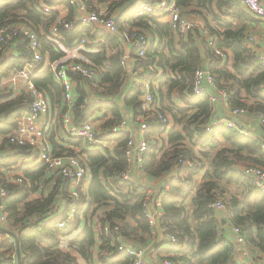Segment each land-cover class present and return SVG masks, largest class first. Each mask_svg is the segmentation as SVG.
Wrapping results in <instances>:
<instances>
[{
    "label": "trees",
    "instance_id": "trees-1",
    "mask_svg": "<svg viewBox=\"0 0 264 264\" xmlns=\"http://www.w3.org/2000/svg\"><path fill=\"white\" fill-rule=\"evenodd\" d=\"M44 1L50 6L59 3L68 6L69 0ZM146 1L86 0L90 12L105 7L109 16L116 15L121 32L141 30L153 37L146 57L137 59L132 69L137 75L143 70L138 78L153 84L155 105L173 119L164 147H150L143 167L144 173L154 179L174 172L180 175L172 180L169 189L163 187L160 192L163 215L159 223L165 234L177 238L176 243L169 245L167 255L175 264H237L235 244L226 234L227 221L231 227L241 230L246 245L253 252L262 255L264 196L235 168L240 164L264 168L262 138L244 137L225 125L208 131L215 106L209 95L192 94L195 75L206 66L214 76L216 88L227 93L231 108L247 109L264 117V67L245 43L250 33L248 24L257 21L241 7L232 5L231 0H170L185 15L201 16L206 31L209 29V36L216 40L213 48L199 29L183 35L173 30L171 24L160 22L151 15L139 16L138 10ZM39 3L40 0H0V31L11 27L32 29L39 36L44 60L51 62L62 57L48 39L50 28L56 22H61L60 33L69 47H74L84 34L90 37L88 49L94 52L85 55L98 68L101 77L98 94L106 101L91 110L82 109L86 95L83 78L72 73L79 91L77 121L91 118L98 109L109 111L110 116L97 119L100 122L98 129L104 136L123 120L122 108L132 109L136 117L143 114V92L139 84L132 86L122 104L109 102L121 96L127 80V69L119 60V39L106 32L93 36L92 30L81 27L67 31L64 23L73 21L76 10L69 6L71 15L64 19L59 18L57 11L45 16L39 10ZM97 39L103 41L99 43ZM15 42L19 45L10 55L0 52V189L10 191V195L3 199V213L6 215L3 228L16 234L17 238L0 231V264H19L18 248L22 264H77V254L87 264H132L131 257L119 253L120 245L129 242L133 246H143L149 242L155 229L147 218L148 190L125 182L121 176L129 167L126 159L128 135L120 133L111 137L118 142L113 151L84 149L80 152L92 180L85 193L82 186L78 189V211L74 222L59 230L57 224L66 219L72 204L68 188L61 187V181H57L47 194L44 189L42 193L41 184L52 181L46 173V166L28 161L34 153L31 147L10 142L16 131V119L30 103L29 98L17 97L4 81L10 71L9 65L19 69L30 60L27 38L21 34ZM216 49L229 51L230 58L224 61L216 55ZM32 81L52 101L61 100L63 91L53 74L46 72ZM175 94L184 107L173 100ZM50 138L52 152L61 155L62 150L58 151L54 136ZM69 143L81 146L78 140ZM68 151L75 154L71 149ZM185 159L194 163V167H183L181 162ZM19 165V169L13 170ZM18 171L22 175L7 177L8 172ZM199 176H202V182L197 186L195 181ZM19 178L23 179L22 184L17 183ZM38 192L42 196L33 198ZM217 199L227 202L228 219L209 207ZM62 202L65 205L60 213L58 205ZM100 210L103 211L98 214ZM47 220L52 221L43 226ZM79 230V235L69 244L72 251L63 249L62 240Z\"/></svg>",
    "mask_w": 264,
    "mask_h": 264
},
{
    "label": "built area",
    "instance_id": "built-area-1",
    "mask_svg": "<svg viewBox=\"0 0 264 264\" xmlns=\"http://www.w3.org/2000/svg\"><path fill=\"white\" fill-rule=\"evenodd\" d=\"M232 5L241 7L245 10L249 17L257 20L264 21V0H231ZM74 8L81 14L79 19L72 22L64 23V29L67 31H73L76 27L92 30L94 26L99 25L106 33L114 35L122 43H126L132 47L133 58L144 59L151 47V39L148 33L141 30H135L132 33H124L119 29L117 16H109L107 9L102 8L98 12H90L86 0H69L68 8ZM39 10L45 16H51L55 11L53 6L45 3L44 0H40ZM139 16L151 15L158 20H166L171 24L173 30L183 35L189 34L193 29H202L201 23L194 19H191L185 15L181 8L174 1L170 0H147L138 10ZM60 21L56 22L50 28V35L48 37L50 43H52L56 50L62 53V57L54 62L50 60H44L41 42L39 36L30 28H5L0 31V52L3 55H10L18 47V42H15L21 34H23L28 40V53L30 60L23 65L22 68L13 67L9 65V73L4 80L11 89L18 86L23 81L26 83V88H21L22 91H18L17 97H26L30 99L29 105L24 112L16 119V131L10 137V142L13 145L21 147H31L34 152L37 153V157L40 163H43L47 171L46 173L52 178V184L55 185L57 181H61V187L68 188V195L72 204L67 213L65 220L60 221L57 224L59 230L67 227L75 220V215L78 211V189L86 182L87 177L90 175L89 167L82 154H70L64 152L61 155H55L49 146L47 134L50 130L49 117L51 116V104L47 93L35 87L32 79L39 78L43 73L49 72L54 75L58 84L63 91V127L65 133L70 139H75L86 144L91 150H102L105 143L111 140V137L116 134L124 133L127 136V148L126 159L128 161V169L121 175L125 182L134 184L133 170L144 172L143 167L145 163V156L150 147L160 146L164 147L166 141V134L170 125V117L161 112L160 108L155 105V96L153 93V84L149 81H144L142 84V101L144 104V113L135 116L136 122L139 125L140 136L135 137L128 131L129 121L127 118H123L121 123L110 130L108 135H104L100 132L97 126V118H89L85 121H77L76 118V103L78 98L77 81L72 77L73 74H79L82 76V84L86 85L87 81H92L98 75V68L91 59L85 54L94 52L88 49L90 37L84 34L74 47L67 46L62 34L60 33ZM207 42L210 47H215V38L207 36ZM258 39L256 35L249 33L245 39L247 46L257 55L255 47L258 45ZM261 51L257 56L260 64L264 67V41ZM215 53L221 57L224 61L230 58V52L222 49H216ZM129 54L120 52V63L128 69L129 60L132 58ZM2 76V67H0V79ZM9 80V82H7ZM216 92V95L209 94V89ZM193 96H202L204 94L209 95L211 103L215 106L218 102L217 95L222 97L228 107L231 118L224 119L223 121H213L208 126L207 130L211 131V128L225 125L230 129L237 131L244 137H255L251 135L246 129L236 122V118H242L250 114L247 109L243 108H231L228 104L227 93L224 90H219L215 86L214 76L208 71L199 70L195 75L194 85L192 87ZM113 98L112 102H115ZM99 102L95 99H91L86 96L82 101V109H93ZM260 126L262 138V150L264 152V117L260 115ZM183 167L193 168L194 163L185 159L181 162ZM244 176L251 181L252 185L264 196V168L253 164H240L235 165ZM174 179L179 178V173L174 172ZM173 179V180H174ZM17 183L22 184L23 179L19 178ZM135 185V184H134ZM41 189L46 191L50 190V187H46L41 184ZM10 195V191L1 188L0 189V226L4 227L6 222V215L3 210V199ZM162 198L157 199V212L152 213L150 210V203H147L146 211L147 218L150 225L154 230L156 228L157 221L162 217ZM212 210L223 214H229V207L225 200L217 199L209 206ZM226 215V216H227ZM229 215L225 217L228 219ZM52 220H47L43 223V226L48 225ZM235 235L236 242L234 245L235 253L239 249H244L246 241L241 234V230L236 227H232ZM164 231V230H163ZM165 233V232H164ZM106 234L108 229L106 228ZM1 236V235H0ZM168 238V245H172L177 242L176 236L166 234ZM119 253L131 257L132 264H175L167 254L158 258L157 263H151L146 258V251L142 246H133L129 242H125L119 247Z\"/></svg>",
    "mask_w": 264,
    "mask_h": 264
},
{
    "label": "crops",
    "instance_id": "crops-1",
    "mask_svg": "<svg viewBox=\"0 0 264 264\" xmlns=\"http://www.w3.org/2000/svg\"><path fill=\"white\" fill-rule=\"evenodd\" d=\"M53 1V0H52ZM56 1V0H54ZM55 8V11H57L59 13V18L64 19L67 18L68 16L71 15V10L70 8H68L67 3H59L56 6H53ZM105 8V7H102ZM101 8V9H102ZM243 11L245 12V10L243 9ZM75 15L73 17V20L79 19L81 17V14L78 11L74 12ZM246 13V12H245ZM247 14V13H246ZM188 17H190L191 19L196 20L197 22L201 23L202 25V29H199L202 31L203 36L205 38V41H207V36L210 35L209 29L208 32L206 31V25L203 22V19L201 18V16L198 15H194V16H190L188 15ZM229 19V18H228ZM236 19V18H233ZM160 22H164V23H168L166 20H159ZM257 21V20H256ZM239 23L242 25V22L239 21ZM249 32L256 35L257 39H258V45L257 47H255L257 56L259 55L261 49L262 48V44L264 41V21H257L256 23L252 22L249 23ZM98 32H105L99 25L94 26V28L92 29V33L93 36L98 33ZM209 33V34H208ZM118 39V38H117ZM151 42L153 41V37L151 36ZM97 41L100 43L101 41H103V39H97ZM119 45H120V52L129 54L131 57L133 56V51H132V47L126 43H122L119 40ZM137 59L135 58H131L129 60V64H128V69H127V80L125 82V85L123 86V89L121 90V96L119 98L114 97L115 98V103H123L124 98L130 93L132 86L136 83L141 85L144 81H142L139 77V74H141V72H143V70H140V72L137 74H134V70L132 69L135 64H136ZM42 76V75H41ZM54 77V75H53ZM129 77V78H128ZM129 79V81H128ZM54 80L56 81V83L58 84V81L56 80V78L54 77ZM100 80L101 77L98 75L96 76V78L92 81H89L86 85H83V92L86 93L85 97L88 96L91 99H95L97 100L99 103L106 101L103 100V98H101V96L98 94V84H100ZM59 85V84H58ZM208 87V86H207ZM210 87H208L209 89ZM77 93L79 95V91H78V87H77ZM209 94L212 95H216V92L213 91L212 89H209ZM51 98V97H50ZM218 98V102L215 105V110H214V115H213V121H223L224 119H229L231 118L229 112V107L226 103V101L220 97L219 95H217ZM122 99V100H121ZM113 100V98H112ZM112 100H109V102H112ZM173 100L178 103V105L180 107H184V104L182 101L179 100V96H177V94L174 95ZM50 104H51V116L49 117V126H50V130L48 132V136L47 139L49 141V146L51 147V149L53 150V144H52V140H51V136H54V142L56 143V147L58 146L59 149L58 151L62 150V153L64 152H69L68 149H71L72 151H74L75 153L77 151H79V147L77 146H73L70 145L69 142H71L72 140L75 139H70L67 134L65 133L62 121H63V107H64V101H63V94L61 96V100L58 102L57 99L55 101H52V99H49ZM104 115H108L110 116L109 111H105V110H96L94 111V113L91 115V117L93 118H101ZM122 115L123 118H127L129 121V126H128V131L135 137H139L140 136V131H139V125L136 122L135 119V114L133 112L132 109L128 108V107H124L122 108ZM170 117V125H169V130L173 127V119L171 116ZM104 119V118H103ZM87 120V119H86ZM84 121V120H83ZM236 122L240 125H242L247 132H249L251 135L253 136H261V126H260V115L259 114H255V113H250L247 116H244L242 118H236ZM99 121L97 122V124L99 125ZM108 135V134H105ZM50 138V139H49ZM105 141H107V143H105L104 148H102V150L105 149H109V150H114L118 144V142L114 139L111 140H106L104 138ZM166 141H167V134H166ZM165 141V142H166ZM83 142H81V151H83L85 149V151H89L91 150V148H89L86 144V147L83 146ZM61 146V147H60ZM64 149V150H63ZM80 151V152H81ZM61 153V154H62ZM9 155H11V153H9ZM6 156V155H4ZM3 156V157H4ZM40 164V163H39ZM36 164V165H39ZM20 165L17 166L16 168H14L13 170H17L19 169ZM17 175H22L21 171H18V173H7V177H11V176H17ZM133 181L135 186H142L145 187L148 190V198L150 199V210L152 213L157 212L158 208H157V199L161 198V190L164 187L165 189H169L171 183L173 182L172 180L174 179V175L173 173L167 174L165 176H163L160 179H154L149 177L148 175H146L144 172H139L136 171V169L133 170ZM92 180V174L90 172V175L87 177L86 182H84L83 186H82V191L83 193H85L91 183ZM202 182V176H199L198 178H196V185L198 186V184H200ZM43 185H45L44 183H42ZM46 187H50V189H52L53 184L52 181H48V184L45 185ZM45 190V189H44ZM42 192V189L40 190ZM46 191V190H45ZM38 192L37 194H35L33 196V198H39L42 196V193ZM48 192L46 191V194ZM64 203H60L58 205V210L60 213H62L63 207H64ZM103 210L98 211V214H100V212ZM227 214H223L224 217ZM160 220V219H159ZM159 220L157 221L156 224V228L155 231L152 234V237L150 238L149 242L144 244L142 247L144 248V250L146 251V258L151 262V263H157L158 262V258L162 257V255L167 254L170 246L168 245V238L166 236V234L164 233L162 226L159 223ZM97 229V227H96ZM80 233L79 231L74 232L71 236H68L67 238H64L62 240L61 246L63 249L65 250H70L69 248V244L71 243L72 240H74ZM226 234L229 237L230 241L235 244L236 242V235L231 227V223L227 221V228H226ZM97 238L99 239V232L97 233ZM98 246V245H97ZM72 251V249L70 250ZM77 257V264H87L86 261L79 255H75ZM235 263L237 264H264V254L262 255H258V253H255L251 250L250 246H245L244 249H239L236 253L235 256Z\"/></svg>",
    "mask_w": 264,
    "mask_h": 264
},
{
    "label": "rangeland",
    "instance_id": "rangeland-1",
    "mask_svg": "<svg viewBox=\"0 0 264 264\" xmlns=\"http://www.w3.org/2000/svg\"><path fill=\"white\" fill-rule=\"evenodd\" d=\"M162 20V19H161ZM163 21V20H162ZM149 34V33H148ZM149 36H150V38H151V34H149ZM7 82H9V80L7 81ZM6 86H10V84H6ZM15 89H11V88H9V89H11L12 91H14L15 92V94H17L18 93V91H22L21 90V88H26V83L25 82H23V81H21L19 84H18V86H16V87H14ZM98 126V125H97ZM83 146L84 147H86V145H84L83 144ZM79 151H77V153L78 154H80V151H81V146H79ZM28 161H30V162H34L35 164H39L40 163V161H39V159H38V157H37V153L36 152H34L33 153V155H31L29 158H28ZM206 164H207V162H205ZM18 173V172H17ZM234 191V190H233Z\"/></svg>",
    "mask_w": 264,
    "mask_h": 264
},
{
    "label": "water",
    "instance_id": "water-1",
    "mask_svg": "<svg viewBox=\"0 0 264 264\" xmlns=\"http://www.w3.org/2000/svg\"><path fill=\"white\" fill-rule=\"evenodd\" d=\"M203 70L206 71V72L208 71V69H207L206 66L203 68ZM0 231L3 232V233H5V234H7V235H9L10 237H13L15 239L17 238V235L16 234L10 232L6 228H3L2 226H0ZM18 259H19V264H22L21 252H20V249L19 248H18Z\"/></svg>",
    "mask_w": 264,
    "mask_h": 264
}]
</instances>
